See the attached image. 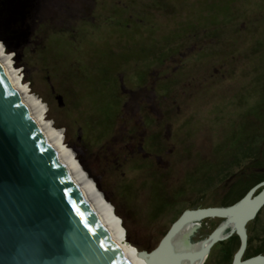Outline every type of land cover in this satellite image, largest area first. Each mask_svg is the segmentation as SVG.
Returning a JSON list of instances; mask_svg holds the SVG:
<instances>
[{
  "label": "rangeland",
  "instance_id": "obj_1",
  "mask_svg": "<svg viewBox=\"0 0 264 264\" xmlns=\"http://www.w3.org/2000/svg\"><path fill=\"white\" fill-rule=\"evenodd\" d=\"M110 1L94 14L113 25L60 3L27 41L0 45L123 243L152 252L185 211L225 207L264 159V0H122L113 14ZM223 221L194 223L188 241ZM219 243L204 264H225Z\"/></svg>",
  "mask_w": 264,
  "mask_h": 264
},
{
  "label": "water",
  "instance_id": "obj_2",
  "mask_svg": "<svg viewBox=\"0 0 264 264\" xmlns=\"http://www.w3.org/2000/svg\"><path fill=\"white\" fill-rule=\"evenodd\" d=\"M33 2L0 0V40L4 44L18 40L8 37L17 36V31H8L25 20ZM18 36L26 38L28 33ZM247 206L250 208L235 223L232 215ZM263 207L261 182L232 206L187 210L154 251H140L139 257L152 264L182 225L218 217L224 221L199 243L202 252L198 262L204 264L215 244L236 233L241 247L232 264H264V255L243 258L248 246L247 225ZM183 242L189 248L196 245L188 236ZM0 264H129L46 142L1 66Z\"/></svg>",
  "mask_w": 264,
  "mask_h": 264
},
{
  "label": "bare ground",
  "instance_id": "obj_3",
  "mask_svg": "<svg viewBox=\"0 0 264 264\" xmlns=\"http://www.w3.org/2000/svg\"><path fill=\"white\" fill-rule=\"evenodd\" d=\"M0 66L5 72L10 85L17 91L20 99L28 110L30 117L37 124L38 129L46 142L53 149L58 160L72 177L85 200L103 226L107 229L110 237L119 247L127 262L129 264H148L145 259L139 257L138 252L132 251L123 243L116 222L107 206L104 205L102 197L95 191L93 185L86 179L79 166L74 162L72 154L60 146L61 138L59 134L51 132L50 125L46 123L43 116L44 109L38 104V102L31 99V96H28V91H26V88L22 85L17 71H15L12 66L10 57L5 55L4 49L1 45ZM249 208L250 206H247L241 211L235 212L232 216L236 221L234 219L233 221L235 223L238 222ZM193 227L194 223L191 222L182 225L163 249L153 258L152 264H201L202 262H198L199 256L202 252L201 245L196 244L189 248L188 245H185L183 242L185 237L190 236Z\"/></svg>",
  "mask_w": 264,
  "mask_h": 264
},
{
  "label": "trees",
  "instance_id": "obj_4",
  "mask_svg": "<svg viewBox=\"0 0 264 264\" xmlns=\"http://www.w3.org/2000/svg\"><path fill=\"white\" fill-rule=\"evenodd\" d=\"M261 141L264 142L263 137H261V140L260 141L258 140L255 145H258ZM252 147H254V145ZM249 150H250L249 153L244 152V158H249L251 153L254 154V152H251V148H249ZM255 150H257L256 151L257 153L261 152L260 149L255 148ZM258 159L259 157L255 158L256 163H258V167L257 165H255L256 168L253 167L258 171L257 173L244 174L238 177L236 176V180L234 184L231 186V188L228 191L227 198L224 203L225 207H229L236 204L241 199H243L255 186H257L261 182H264V159H262L261 162H259ZM237 162H239V160ZM259 191L260 190H258L256 194L259 193ZM263 209L259 212L258 216L247 225L248 246L244 254V259H249L258 255H264V236L259 237L257 239L259 244L256 245L255 247H252L253 246L252 243L255 240L254 236L252 235L253 234L252 229H254L255 232H258L259 229L257 228V226L259 224L261 225V223L264 222L262 220V216L264 215ZM219 244H221L220 246L222 251L223 262L225 264H232L236 254L238 253L241 247V239L239 235L234 233L226 241L220 242Z\"/></svg>",
  "mask_w": 264,
  "mask_h": 264
},
{
  "label": "flooded vegetation",
  "instance_id": "obj_5",
  "mask_svg": "<svg viewBox=\"0 0 264 264\" xmlns=\"http://www.w3.org/2000/svg\"><path fill=\"white\" fill-rule=\"evenodd\" d=\"M105 0H34L32 8L29 10L28 14L25 17V20L20 21L9 29V33L17 31V36L20 35L22 32L28 33L26 38H23L24 41H27L28 38L33 34L32 24L36 23V20H40L46 18V14H52L54 11L52 9L59 4H65L70 11H72L74 19L84 21L88 24H96L97 27L102 28V25H113L115 23L114 19L116 18H109L108 16H97L96 13L99 8H102L104 5ZM110 10L113 14L115 10L122 7V0H111L110 2ZM99 5V6H98ZM115 8V10L113 9ZM123 8V7H122ZM83 17V19H82ZM12 35V34H11ZM22 38V37H21ZM22 42V41H21ZM19 44H21L19 42ZM142 96H146L145 92Z\"/></svg>",
  "mask_w": 264,
  "mask_h": 264
}]
</instances>
